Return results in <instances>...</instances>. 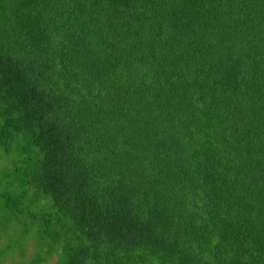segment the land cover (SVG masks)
I'll return each mask as SVG.
<instances>
[{"label":"trees","instance_id":"trees-1","mask_svg":"<svg viewBox=\"0 0 264 264\" xmlns=\"http://www.w3.org/2000/svg\"><path fill=\"white\" fill-rule=\"evenodd\" d=\"M0 264H264V0H0Z\"/></svg>","mask_w":264,"mask_h":264}]
</instances>
